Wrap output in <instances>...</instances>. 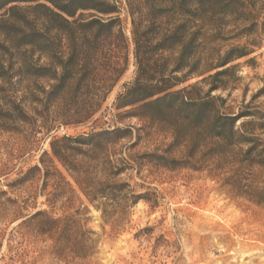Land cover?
I'll return each mask as SVG.
<instances>
[{
	"label": "trees",
	"instance_id": "1",
	"mask_svg": "<svg viewBox=\"0 0 264 264\" xmlns=\"http://www.w3.org/2000/svg\"><path fill=\"white\" fill-rule=\"evenodd\" d=\"M258 4L264 0H0V130L30 145L39 133L91 124L53 136L50 154L14 181L21 188L42 180L47 209H37L34 194L18 212L34 210L26 221L53 242L56 259L87 264L98 254L89 207L113 233L126 230L132 209L150 202L132 183L145 167L205 172L233 197L264 206V186L251 180L264 171V116L248 106L233 113L213 96L226 90L229 65L251 54L246 43L219 56L221 32L231 28L228 40H240L264 31ZM131 57L134 78L115 98L116 120L93 126ZM151 129L170 133L171 143L135 154Z\"/></svg>",
	"mask_w": 264,
	"mask_h": 264
},
{
	"label": "rangeland",
	"instance_id": "2",
	"mask_svg": "<svg viewBox=\"0 0 264 264\" xmlns=\"http://www.w3.org/2000/svg\"><path fill=\"white\" fill-rule=\"evenodd\" d=\"M256 9L262 21L264 6L258 4ZM127 27L129 33L130 25ZM229 30L222 31L217 42L219 56L232 46L246 43L251 54L229 65L235 69L221 79L226 90L216 91L213 96L225 98L226 107L233 113H241L248 106L256 117H263L264 31L258 27L249 37L228 40L232 37L226 35ZM133 78L131 57L128 71L93 126L106 127V123L116 120L115 98L122 84ZM200 80L193 79L180 88ZM90 130L91 124L60 128L47 137L42 132L30 145L21 135L0 130V264H65L52 255L53 242L38 233L35 223H27L25 215L34 210L22 211V215L18 212V207L34 194L37 209H47L45 198L39 194L42 180L39 177L21 188L14 181L39 165L44 152L50 154L53 136H75ZM171 141L170 133L151 129L142 137L135 154L164 150ZM253 176L254 185L263 187L264 171L255 169ZM132 183L142 187L138 191L150 194V202L140 201L132 209L131 223L123 233H113L111 227L103 225L100 213L89 207V227L101 241L98 254L87 264H264V206L233 197L205 172L189 169L145 167Z\"/></svg>",
	"mask_w": 264,
	"mask_h": 264
}]
</instances>
